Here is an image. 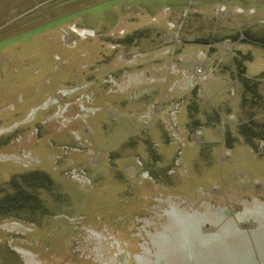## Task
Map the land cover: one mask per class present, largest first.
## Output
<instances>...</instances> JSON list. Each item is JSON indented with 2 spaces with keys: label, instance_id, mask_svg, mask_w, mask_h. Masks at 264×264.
<instances>
[{
  "label": "rangeland",
  "instance_id": "obj_1",
  "mask_svg": "<svg viewBox=\"0 0 264 264\" xmlns=\"http://www.w3.org/2000/svg\"><path fill=\"white\" fill-rule=\"evenodd\" d=\"M261 37L264 0H0V264H186L168 208L201 241L256 231L224 211L264 209V108L236 66L263 78ZM140 72L166 99L153 140L119 111Z\"/></svg>",
  "mask_w": 264,
  "mask_h": 264
},
{
  "label": "water",
  "instance_id": "obj_2",
  "mask_svg": "<svg viewBox=\"0 0 264 264\" xmlns=\"http://www.w3.org/2000/svg\"><path fill=\"white\" fill-rule=\"evenodd\" d=\"M167 213L179 226L186 264H264V209L257 213L256 231L226 230L208 241H201L193 224L173 208Z\"/></svg>",
  "mask_w": 264,
  "mask_h": 264
},
{
  "label": "crops",
  "instance_id": "obj_3",
  "mask_svg": "<svg viewBox=\"0 0 264 264\" xmlns=\"http://www.w3.org/2000/svg\"><path fill=\"white\" fill-rule=\"evenodd\" d=\"M129 77H136V79L140 82V84H143V85L147 84L148 86L136 93L135 91L132 92L130 90L133 87L131 85H135L137 83H133L132 81L126 82V81H123V79H120L118 83L115 82L118 88L117 89L118 92L122 93L120 94V96L121 97L123 96V98H125L121 100L122 102H119L121 104V108L120 109L118 107L116 108L119 109V111L122 113V116L124 115L123 118L125 119L124 120L125 124H129L132 128H135L137 132L142 131L141 129H146L144 130V132H146L149 138L153 140L155 138L154 137L155 133L159 132L160 134H163L164 128L162 125L164 124L166 126L167 124V122H162L163 114L161 111L162 109L161 105L165 103L166 99L161 98V91L159 90V86L151 83L152 78H154L152 74H150L147 77L146 74H144L143 72H140L138 76L133 74V75H129ZM118 78H121V77H118ZM187 84H188V81H187ZM148 87L153 88V89L156 88L153 91V94L152 93L149 94L150 91L148 90ZM107 91L108 90L106 89L104 92L106 94H109L107 93ZM134 95L139 97V100H136L135 97H133ZM106 102L108 103L109 101H106ZM99 107L102 108L103 106L99 105ZM181 132H180V135H182ZM32 138H34L33 131H30V134H25L24 141H32ZM179 139L182 140V138H179ZM223 142H224L223 140L220 141L222 145H223ZM155 145L159 146V152L162 153V150H164V147L162 148L160 144H155ZM9 148H11L10 150L16 149V146H11ZM248 149L251 151L249 147ZM164 151L167 152V150H164ZM6 154H7V156H5L6 159L0 158V160H7L9 155L15 154V152H9V153L6 152ZM6 162H7L6 169H14V167L12 166H15V165L17 166L18 164V162L14 160H8ZM10 162L12 163L10 164ZM8 164H10V166ZM18 168H20V166H18ZM16 169L17 167L14 170ZM123 254H126V252H123ZM125 257H127V255H125Z\"/></svg>",
  "mask_w": 264,
  "mask_h": 264
},
{
  "label": "trees",
  "instance_id": "obj_4",
  "mask_svg": "<svg viewBox=\"0 0 264 264\" xmlns=\"http://www.w3.org/2000/svg\"><path fill=\"white\" fill-rule=\"evenodd\" d=\"M91 29V28H90ZM92 31H94V29H91ZM254 39H256V40H254V41H256L257 43H263L264 44V37H261V38H254ZM237 40V39H236ZM245 58V57H244ZM237 63H236V66H237V71H238V73H237V77H238V79H239V81L241 82V83H244V88H245V92L246 93H250L251 94V97H253V98H255V100L253 99V100H250V99H248V103H249V105H250V107L251 108H253V106H255V105H257V106H259L260 108L261 107H263L264 108V94L261 92V91H259V82H260V80L262 81L263 79H264V75H261V77H263L262 79H258V78H255L254 80L253 79H250V78H247L244 74V72H245V70H244V68H243V66L241 65V63H238V61H236ZM258 101V104H256V102L255 101ZM248 115H250V114H248ZM246 129H247V127H246ZM253 138V137H252ZM256 138V137H255ZM262 138H264V137H262ZM35 174V173H34ZM36 175H38L39 177H41V178H45L46 179V181L47 182H49L48 180H47V177L44 175V174H42V173H38V174H36ZM25 176L26 175H20V176H17V177H15L16 179H23V178H25ZM31 178H33V179H37L36 178V176H34V175H32V176H30ZM14 177H12V178H10V180L7 182L9 185L11 184V185H13V187H14V185L15 184H17L16 183V179H15ZM42 181H44L43 179H42ZM42 181H41V183H42ZM18 185V184H17ZM21 193H23V192H21ZM18 198H16V197H13V199L14 200H16L15 202H12V204H10V205H12V206H14L13 208H16V206L19 204V202H21V201H23V203L25 202V201H29V202H27L28 204H33L34 203V201L35 202H37L36 200H35V197H33V195L32 196H29V197H27L26 196V198L23 196V195H21V194H19L18 196H17ZM5 204V200L4 199H2V201L0 202V207L2 206V205H4ZM36 205V204H35ZM20 206H23L24 207V204H20ZM9 209H10V207H9ZM7 210V209H6ZM0 213H6V211H4V210H0Z\"/></svg>",
  "mask_w": 264,
  "mask_h": 264
},
{
  "label": "flooded vegetation",
  "instance_id": "obj_5",
  "mask_svg": "<svg viewBox=\"0 0 264 264\" xmlns=\"http://www.w3.org/2000/svg\"><path fill=\"white\" fill-rule=\"evenodd\" d=\"M67 94V92H65V95ZM49 104V103H48ZM48 104H46V105H48ZM81 107L83 108L84 106H83V102L81 103ZM6 131V129H4V130H0V134H2V133H4ZM258 210V209H257ZM253 211H249L247 214H246V216L244 217V215H242V213L238 210V209H236L235 207H233V210L231 211L230 210V212H229V215L227 216V217H231V218H233V219H239V218H241L242 220H245V222H248V223H250V222H252V221H254V219H255V214H257V213H252ZM193 216L192 215H189V221L191 222V218H192ZM185 218V217H184ZM230 218V219H231ZM174 220V219H173ZM187 220H188V218H187ZM222 219H219V222L221 221ZM175 222V221H174ZM176 223V222H175ZM177 224V223H176ZM222 227H224V226H222ZM20 228V227H19ZM24 229V228H23ZM180 234V233H179ZM215 235H217V234H215ZM123 252H126V255H127V257H126V259H124V261L126 262V263H128V258L130 257V253H129V251L128 250H125V251H123ZM144 254H146V252H145V250H144V252H141V255H136V259H139V257H141L142 258V261L145 259V257H144ZM157 262L158 263H160L161 262V258L159 257V258H157L155 261H154V263L155 264H157Z\"/></svg>",
  "mask_w": 264,
  "mask_h": 264
},
{
  "label": "built area",
  "instance_id": "obj_6",
  "mask_svg": "<svg viewBox=\"0 0 264 264\" xmlns=\"http://www.w3.org/2000/svg\"><path fill=\"white\" fill-rule=\"evenodd\" d=\"M221 1H224V0H221ZM221 8H224V7L220 6V9ZM87 30H88L87 33H89L90 35H94V31H92L91 29H87ZM187 81H188V84H191V79H188ZM186 84H187V82H186Z\"/></svg>",
  "mask_w": 264,
  "mask_h": 264
},
{
  "label": "bare ground",
  "instance_id": "obj_7",
  "mask_svg": "<svg viewBox=\"0 0 264 264\" xmlns=\"http://www.w3.org/2000/svg\"><path fill=\"white\" fill-rule=\"evenodd\" d=\"M24 163V162H23ZM245 213V212H244ZM229 218V217H228ZM231 218V217H230ZM205 222V221H204Z\"/></svg>",
  "mask_w": 264,
  "mask_h": 264
}]
</instances>
